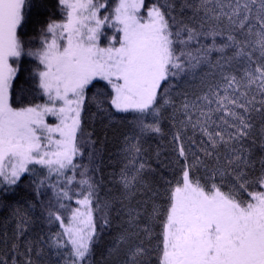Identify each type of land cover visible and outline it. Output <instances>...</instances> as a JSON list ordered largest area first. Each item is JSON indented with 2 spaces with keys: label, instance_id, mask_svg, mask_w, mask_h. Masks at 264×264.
Segmentation results:
<instances>
[{
  "label": "snow or ice",
  "instance_id": "obj_1",
  "mask_svg": "<svg viewBox=\"0 0 264 264\" xmlns=\"http://www.w3.org/2000/svg\"><path fill=\"white\" fill-rule=\"evenodd\" d=\"M54 7L0 0V264H264V0Z\"/></svg>",
  "mask_w": 264,
  "mask_h": 264
},
{
  "label": "trees",
  "instance_id": "obj_2",
  "mask_svg": "<svg viewBox=\"0 0 264 264\" xmlns=\"http://www.w3.org/2000/svg\"><path fill=\"white\" fill-rule=\"evenodd\" d=\"M49 8L46 11V14L37 17L35 14L32 17V21L26 26L25 31L28 32V36L31 37L34 34V31L38 30L39 25L35 23L37 19L47 20L49 18L59 19V12L54 7V0H48ZM43 11V10H42ZM35 13V10H33ZM32 65L30 63H25L23 65L24 71L19 75V79L16 80V93H20V89H27L31 86V81L28 80L29 71L31 70ZM28 81L25 83V81ZM102 83V82H101ZM91 95V94H89ZM38 102V101H37ZM95 111L94 108H89V112L87 113L86 119L87 123L85 125L86 131H92L94 134V139L98 142V147H101V153L98 157V167L100 168V172L97 174V178L99 179L101 176L104 179V183L107 186V181L109 179V173H111L115 168V157H111L110 154L114 153L119 146V142L121 136L126 131V128L119 124L109 125L107 120H101L99 117L92 118L91 112ZM167 127V125H165ZM28 181L25 180L21 183L20 187L17 189L16 199L22 200H33L34 197L32 192L27 187ZM40 213V208L37 207L34 209V215L38 216ZM6 213L0 212V219L4 217ZM111 240V234L105 233L103 235V239L99 242L96 247V255L94 257L96 264H101V256L105 252L108 244ZM154 243V242H153Z\"/></svg>",
  "mask_w": 264,
  "mask_h": 264
}]
</instances>
